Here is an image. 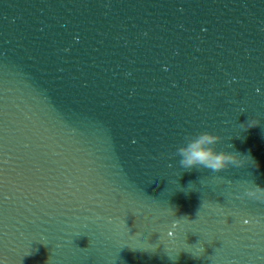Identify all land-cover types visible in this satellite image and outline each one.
I'll return each mask as SVG.
<instances>
[{"label":"water","instance_id":"95a60500","mask_svg":"<svg viewBox=\"0 0 264 264\" xmlns=\"http://www.w3.org/2000/svg\"><path fill=\"white\" fill-rule=\"evenodd\" d=\"M205 130L255 163L169 167ZM253 183L264 0H0V264H264Z\"/></svg>","mask_w":264,"mask_h":264},{"label":"clouds","instance_id":"9594fccd","mask_svg":"<svg viewBox=\"0 0 264 264\" xmlns=\"http://www.w3.org/2000/svg\"><path fill=\"white\" fill-rule=\"evenodd\" d=\"M259 123L258 119H253L247 124V127L251 128ZM220 140L221 137L218 134L207 130L185 137L184 141L176 146V150L168 154V159L173 161L169 164V167L180 172L191 171L193 168L220 172L230 166H242L248 161L255 163L250 155L218 150L217 144ZM245 197L264 200V187L253 183L251 187L244 191L241 198ZM248 222L245 221V223Z\"/></svg>","mask_w":264,"mask_h":264}]
</instances>
